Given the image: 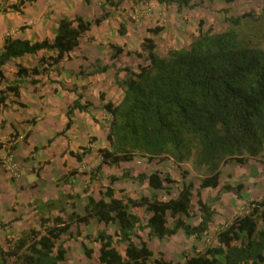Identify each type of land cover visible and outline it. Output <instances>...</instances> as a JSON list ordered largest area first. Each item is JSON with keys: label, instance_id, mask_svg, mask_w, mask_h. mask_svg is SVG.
Segmentation results:
<instances>
[{"label": "trees", "instance_id": "1", "mask_svg": "<svg viewBox=\"0 0 264 264\" xmlns=\"http://www.w3.org/2000/svg\"><path fill=\"white\" fill-rule=\"evenodd\" d=\"M31 1L34 0H18L14 10L20 11L19 6ZM123 1L104 0L102 15L92 21L63 17L51 43L32 44L7 37L0 55V85L5 84L0 90V108L6 106L10 95L20 98L19 82L7 83L1 71L7 62L41 50L53 53L42 56L38 67L16 66L17 78L29 77L31 85L38 84L35 76L46 74L49 68L68 57L79 46L80 38L108 17L104 5L117 9ZM154 1L174 3L179 11L187 6L178 0ZM246 16L225 17L230 26L219 32L204 30L199 21L197 37L190 45L170 49L165 56L156 52L153 40L144 38L141 50L146 53L148 64L139 66L137 71L123 69L127 73L123 81L118 80L116 70L115 82L123 91L121 100L117 104L105 102L104 95H99L102 109L110 116L106 133L108 148L98 151L103 164L117 166L134 158L151 162L162 157L178 166L191 161L200 177L197 185L182 172L183 181L175 196L163 199L158 192L167 191L170 195L167 186L174 182L168 173L156 170L132 175L124 171L121 177H109V185L100 190L101 198L86 197L81 215L75 211L73 202L68 203L76 198L69 194L47 202L33 201L28 206L33 205L39 215L38 228L22 232L12 243L8 241L5 249L0 247V264H8L9 260L13 264H66L68 249L63 236H72L73 227L80 236L79 226L88 225L92 220L115 226L113 234L101 230L93 238L86 237L99 246L95 264H148L150 260L152 264H264V198L251 202V209L244 215L221 225L210 244L200 245L215 222L212 204L219 200V194L231 193L239 198L243 189L241 184L233 187L221 183L223 167H243L246 161L264 155V44L256 37L259 31L241 32ZM125 30L120 24L118 33L124 35ZM161 31L158 26L148 32L158 35ZM112 49V58L122 52L118 46ZM108 68L96 62L88 75L104 73ZM81 99L77 95L67 108L62 133L72 126L75 111L86 112L90 106L89 102L82 104ZM13 150L12 146L7 155ZM70 155L77 162L82 161L81 154ZM118 180L146 185L148 195L136 199L127 195L116 197L112 185ZM205 190L217 191L212 203L203 198ZM138 208L147 217L140 218L133 213ZM54 211L59 214L49 215ZM139 232H145L146 241L158 242L181 232L196 244L189 252L182 253L181 262L167 259L163 253L154 258V252ZM81 246L84 256L91 260L93 249L85 243ZM119 246L124 247L122 254L117 249Z\"/></svg>", "mask_w": 264, "mask_h": 264}, {"label": "crops", "instance_id": "2", "mask_svg": "<svg viewBox=\"0 0 264 264\" xmlns=\"http://www.w3.org/2000/svg\"><path fill=\"white\" fill-rule=\"evenodd\" d=\"M17 2L18 0H0V55L3 51L5 39L7 37L12 40H25L32 44L42 41H48L51 43L57 34V27L60 19L67 17L72 20L75 17H80L83 20L92 21L102 15V4H104V0H34L31 2H25L22 6H19L21 10L17 11L14 10V6ZM176 8L177 7L174 3L160 4L154 0H148L146 2L125 0L117 9H114L109 5H104V9L105 12L108 13V17L99 25H93L90 31L80 38L79 46L70 52L68 57L61 60L58 65L49 68L46 74L35 76L34 78L39 81L36 85L30 84L29 77L22 79L17 78L15 74L16 66L21 65L26 69L38 67V61L42 56L52 55L53 53L41 50L35 55H25L21 58L12 59L2 67L1 71L7 83L12 84L19 82L20 98L15 99L12 95H10L6 106L4 108H0V124L1 122L4 123L3 129H0V133L7 132L8 127L15 128L16 125L24 126L22 123L31 117L36 116L37 118L26 143L21 141V131H19V128H16L20 136L18 138V144L15 147L14 154L12 153L13 155H11L7 161H3L5 169L3 170V168H0V207L12 206L20 200L24 203H32L36 200L47 202L56 200L61 195L69 194L76 198L68 200V203L73 202L75 211L81 215L83 214V209L86 204V196L90 195L95 200L101 198L100 190L108 186L107 183L109 177H121L124 171H129V169L133 170V168H135L133 166V161L121 162L117 166H110L101 162V157L98 151L100 149L108 148L106 133L110 116L102 109V103L100 102L99 95H104L105 102L110 101L117 104L121 100L123 91L116 85V70L119 71L117 75L118 80L122 81L125 77V71H120L119 67L122 66V69L125 68V59L133 55L131 54L133 53L132 51H141L140 47L139 50H137L134 48L132 49L130 45V39L132 38L133 33L127 19L131 16L133 17L134 13L138 15L137 12H140L142 9V15L145 16H143V19L141 18L142 21L150 18L155 19L156 21L158 20L157 25L162 28V33L165 32L173 34V28L176 27L177 16L179 14L176 12ZM199 8L203 10L202 7ZM182 12H185L184 8H182ZM120 24L125 26L126 30L124 35H120L118 33ZM144 38L147 37H142V41ZM112 46L122 48V52L118 54L116 58H112L114 53ZM96 62L99 63L100 67L108 66V70L104 73L88 75L91 71V67H93ZM81 71L83 74H81ZM42 84L44 85V88L49 90V92L48 90L46 92L41 91ZM4 86L5 84L2 83L0 85V90L3 89ZM116 87L120 89L121 95L119 93V97L114 99L113 90H115ZM77 95L82 96V104L85 105L86 102H89L91 108L99 110L100 116L97 117L90 112L91 110H89V107L86 112L75 111L72 115V126L64 134V137L61 138V141H59L57 145H54L55 147L59 146L61 148L56 155L54 153L56 150H54V146L51 142L48 145H34V142H38L37 139L42 136L45 138L52 137V133L48 131L49 129H47V125L44 123L45 118H52V113H61V124H63V126L65 125V112L77 98ZM37 112L40 113V115H38ZM53 120H55L54 116ZM104 120L107 121L105 128L101 124V122H105ZM90 124H93L91 129L92 133L90 135L94 137V141L88 146L89 153L84 155L81 154L82 161L79 163L74 157L68 156L67 153L68 151L73 150V147L70 144H72L75 140V130L79 127L84 129L86 125L91 128ZM41 149H43L42 152L46 151V156L43 155L44 161H49L50 164L53 163V165L56 166L55 169L57 170L59 168L62 169V173L59 176L64 180H62L61 184L59 183L58 186H56L58 189L57 191L48 186L47 180L52 175L50 168L46 169L45 167L43 172L39 174L32 172V165H34V162L38 159L36 154L41 152ZM50 152H52L53 155H51ZM92 155H95L94 159L95 164H97L96 167H100L98 170V182L101 184V187H95V180L90 182L88 178L85 182L92 185H90L91 187L87 194H82L81 190L84 189L82 185L78 188L72 186L73 178L78 177L79 175H73L70 173V176H68V171L72 168L74 171L81 174L82 168L85 167L87 158ZM55 156L60 159V167L58 166L59 162L55 159ZM28 158L30 159L29 162H27ZM10 160L12 162H17L16 164L24 170L25 177L23 180H16L15 178L11 179V175L8 172L9 164L11 165V163H9ZM63 164H66L67 166L63 167ZM112 170H114V172ZM16 173L19 174V172ZM55 173L58 172L56 171ZM83 174L84 177H88V174ZM134 174L137 175V173ZM116 182L121 183L123 186L117 188V190L114 186H112L116 197L120 198L122 194L124 195L125 193V195L132 196L133 198L140 197L137 194L134 196L132 194L129 195V187L131 184L132 186H135L136 184V187H142V185L129 180H118ZM175 185L177 186L176 189L180 188V185H178L177 182ZM143 186L146 187V185ZM253 186L254 190L251 189L252 194L253 196H258V188L255 185ZM244 187L247 189L246 186ZM21 188L24 193L20 190ZM176 189L167 197L161 196L159 192L158 194L161 198L167 199L175 196ZM119 191H122V193ZM143 195L147 194L144 193ZM30 209L32 214H36V211L33 208ZM132 211L140 218H142V216L147 217V214L143 215L142 209L138 208ZM93 225L95 227L94 230L92 229V231L85 234L84 230H87ZM212 226L213 225H211V227ZM101 230L106 231L108 234H113L115 226H106L92 220L88 225L79 226L81 237L78 239L81 240L84 237V240L87 236L93 238V235L95 236L96 233ZM139 235L143 237L140 232ZM177 235L181 236L185 240L191 241L192 244H196L193 238L186 239L181 232H178V234L174 237ZM207 236H204L202 241L205 240ZM143 239L146 241L145 238ZM154 241H156L158 245L154 248V245H148L150 250L153 251L156 249V252L161 251L165 254L166 249H162L160 244L162 242H158L155 239L151 242L153 243ZM93 245L94 251L92 259L88 260L86 257H83L82 264H95L99 246L96 243ZM121 247L123 252L124 247ZM122 252L120 253L122 254ZM67 263L68 262L66 261V264Z\"/></svg>", "mask_w": 264, "mask_h": 264}, {"label": "rangeland", "instance_id": "3", "mask_svg": "<svg viewBox=\"0 0 264 264\" xmlns=\"http://www.w3.org/2000/svg\"><path fill=\"white\" fill-rule=\"evenodd\" d=\"M199 7H202L203 10L200 9ZM182 8L185 9V12H182ZM182 8L180 11L178 10V7L176 8V12L179 14L177 16V22H176L177 24L175 25L176 27L173 28V34L160 32L158 35H154L149 33L148 31L150 29L158 27L157 25L158 20L156 21L155 19L150 18L148 20L142 21V19L145 17L144 15H142V9L140 10V12H137L138 15L134 13L133 17L131 16L132 18L130 17L127 19L128 24L132 29V33H133L132 38L130 39V45L132 49L134 48L139 50V47L141 48L140 43H142L141 38L147 37L153 40L156 46L155 49L156 52L161 56H165L170 49L186 48L190 45L189 43H191L195 39V37H197L199 21H202L204 30L210 29L213 32H219L221 30L229 28L230 26V24L224 21L225 17H240L244 15L247 16L242 20L241 23L242 28H240L241 32L256 33V31H259L256 37L258 38L259 41H261L264 44V11H263L264 0H236L231 3H226L224 0H202L199 4L187 5V6H183ZM224 10L226 11V13L223 12ZM132 52L133 53L131 54L133 55L125 59L124 62L126 65L125 68H129V69H133L134 71H137V68L139 66H146L148 64V61L146 59L147 57L146 53L143 50H141L140 52L137 51L136 52L132 51ZM122 68L123 67L120 66L119 70L124 72ZM126 77H127V73L125 72V77L122 79V81ZM41 88H42L41 89L42 92H46L48 90L44 88L43 84L41 85ZM113 91H114L113 98L117 99L119 97V93L121 95L120 89L116 87V89ZM90 106H89V110H91L90 112H92L95 116L99 117L100 111L97 109H93ZM38 115H40V113H38ZM61 115H62L61 113L57 112V113H52V118L50 117L45 118L44 123L47 125V129H49L48 131L52 133L51 134L52 137L45 138L44 136H42L37 139L39 143L34 142V145H38V146L39 144L48 145L50 144L48 143V141H50L54 146L57 145L59 141H61V138L64 137L65 134L62 133L64 126L63 124H61V120H62ZM53 116L55 120H53ZM36 118H37L36 116L31 117L30 119L22 123L24 124V126L16 125L15 128L8 127L7 132L0 133V168H3V170L5 169L4 168L5 164L3 161H7L8 158L14 154V150L16 145L18 144V140H19L18 138L20 136H22L21 141L26 143L24 137L27 133H29L28 135L30 136ZM30 121H33V123H30ZM104 121L105 122L104 123L101 122V124L105 128L107 121L106 120ZM3 125L4 123L1 122L0 124L1 130L3 129ZM90 125L91 128L90 126L86 125L84 129L79 127L75 130L74 132L75 140L73 141L72 144H70L72 145L73 147L72 151L74 152L68 151L67 153L68 156H71L70 153H74V154L78 153L82 155L89 153L88 146L94 141V137L90 135L92 133L91 129L93 124ZM16 128H19V131H21L20 136ZM66 143L69 144L68 142ZM12 146L14 147V150L10 152V155H7V153L10 151ZM59 149L61 150L59 146L56 147L54 146V150H56L54 152L55 155L58 154L57 152L59 151ZM42 151L43 149H41V152L36 154L37 155L36 157L38 159L34 162V165H32L33 167L32 172L33 173L36 172L37 174H39L43 172L45 167L46 169L50 168V172L52 173V175L47 180L48 186L57 191L58 189L56 186H58L59 183L61 184L62 180H64L62 177L59 176L62 173L61 172L62 169L59 168L57 170L55 169L56 166H54L53 163L50 164L49 161H44L43 155L46 156L45 153L46 151L44 152ZM50 154L53 155L52 152H50ZM94 158L95 155L89 156L87 158L85 162L86 163L85 167L82 168L81 174L74 171V169H72L70 165L71 169H69L68 171V176H70V173L72 172L79 175L78 177L73 178L72 186L78 188L80 185H82L84 188L83 190H81L82 194L84 193V190H87L88 193L91 187L90 185L92 184L86 183L85 180H87L88 178L90 180L91 176L93 180H95L94 181L95 187L97 188L101 187V184L98 182V170ZM55 159L59 162L58 166L60 167L61 166L60 159L56 156ZM27 160H28L27 162L30 161L29 158ZM132 161H133V166L135 167L133 168V170L129 169L132 175H135L134 173L149 174L156 170L161 171L162 173H168L171 179L174 181L173 184L167 186L169 188V193H172L177 188V186L175 185L176 182L178 183V185H180L181 181H183L181 178L182 172H185L186 179L193 181L195 185H197L198 183L197 179L200 178L198 172H196L193 169L191 161L185 162L179 166L176 165V163H174L171 159L165 157L155 159L151 162H148L146 159L143 158H134V160ZM9 163H11V165L9 164L8 172L11 175V179L15 178L16 180H20V181L23 180L25 177L24 170H22L20 166L16 164L17 162H12L10 160ZM245 163L246 164L243 167H238L235 165H226L223 167L221 183L229 184L232 185L233 187L241 184L243 186V189L240 192L239 198H236V196L231 193L227 194V193L219 192L220 193L219 200L212 204V208L215 211V222L211 227V231L208 234L207 238L201 241L200 243L201 247L210 244L214 240L215 231L219 229L221 225L231 222V220H233L236 216L244 215L247 211L251 209V206L249 205L251 202H258L264 198V155L254 160L246 161ZM62 166L65 167L67 165L63 164ZM56 171L58 173H55ZM112 171L114 172V170ZM16 172H19V174ZM83 173L88 174V177L86 176L84 177ZM133 182L135 183L136 181ZM107 185H109V183H107ZM253 185H255L258 188L259 191L258 196H253L252 194L251 189L254 190ZM112 186H114L116 190L117 188L123 187L121 183H117V182L116 183L114 182ZM244 186H246L247 189ZM129 188H130L129 195L132 194L134 196L137 194L138 196H141V192L142 195L144 193L148 195V190L144 186L136 187V184L135 186L134 185L132 186L131 184ZM20 190L24 193L22 188ZM159 193L163 197L168 196L167 191H159ZM202 195L205 201L212 203V198H214L217 195V191L215 190L203 191ZM129 197H131L132 199H136L133 198L132 196ZM29 204L30 203H24L22 202V200H20L19 202L15 203L12 206L0 207V247L5 249L7 247V242L9 241L12 243L15 239H17L20 236L22 232L27 231L31 228H38L39 215L32 214L30 208H33V205L28 206ZM69 204H71V202H69ZM69 211H70V207L67 210V212L69 213ZM58 214H59L58 211H54L49 215L53 216ZM94 228L95 227L93 225L89 227L87 230L85 229L84 230L85 234L88 233L89 231H92V229L94 230ZM76 229L77 228L75 227L71 229L72 236L65 235L62 238L65 243L64 246L68 249L67 264L83 263V257L85 258V256L83 253V248L81 246V243H85L86 247L92 248L94 251V245H93L94 243L86 240V237L84 240H83L84 237L81 240L78 239L81 237V235L80 236L76 235ZM141 235L143 236V238L146 239V235L144 234V232L141 233ZM147 244L149 246L154 245L153 248L158 245L156 241H154L153 243L151 241H148ZM160 244L162 246V249H166L165 251L166 255L164 254L165 258L172 259L175 262L177 261L181 262L182 253L189 252L190 247L194 245L192 244L191 241L185 240L179 235L171 239H165ZM117 249L118 251L122 252L121 246H119V248ZM153 252H154V258H156L159 253H163L161 251L156 252V249H154ZM8 264H13V260H9ZM148 264H152V260H150V263Z\"/></svg>", "mask_w": 264, "mask_h": 264}, {"label": "built area", "instance_id": "4", "mask_svg": "<svg viewBox=\"0 0 264 264\" xmlns=\"http://www.w3.org/2000/svg\"><path fill=\"white\" fill-rule=\"evenodd\" d=\"M178 1L186 2L187 5H195V4H199L202 0H178Z\"/></svg>", "mask_w": 264, "mask_h": 264}]
</instances>
